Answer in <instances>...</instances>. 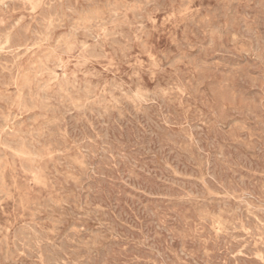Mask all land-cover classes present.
Segmentation results:
<instances>
[{
    "label": "rangeland",
    "instance_id": "obj_1",
    "mask_svg": "<svg viewBox=\"0 0 264 264\" xmlns=\"http://www.w3.org/2000/svg\"><path fill=\"white\" fill-rule=\"evenodd\" d=\"M0 26V264H264V0H0Z\"/></svg>",
    "mask_w": 264,
    "mask_h": 264
},
{
    "label": "bare ground",
    "instance_id": "obj_2",
    "mask_svg": "<svg viewBox=\"0 0 264 264\" xmlns=\"http://www.w3.org/2000/svg\"><path fill=\"white\" fill-rule=\"evenodd\" d=\"M8 1H9V0H8ZM26 1H27V0H26ZM55 1H56V0H55ZM72 1H73V0H72ZM85 1H87V0H85ZM158 1H159V0H158ZM175 1H176V0H175ZM4 2H5V1H4ZM14 2H15V1H14ZM22 2H23V1H22ZM31 2H32V1H31ZM47 2H48V1H47ZM49 2H50V1H49ZM53 2H54V1H53ZM161 2H162V1H161ZM163 2H164V1H163ZM172 2H173V1H172ZM2 3H3V2H2ZM9 3H10V2H9ZM44 3H45V2H44ZM67 3H68V2H67ZM70 3H71V2H70ZM131 3H132V2H131ZM49 4H50V3H49ZM52 4H53V3H52ZM59 4H60V3H59ZM72 4H74V3H72ZM75 4H76V3H75ZM75 4H74V5H75ZM153 4H154V3H153ZM157 4H158V3H157ZM162 4H163V3H162ZM2 5H3V4H2ZM61 5H62V4H61ZM11 6H12V5H11ZM7 7H8V6H7ZM42 7H43V6H42ZM68 7H69V6H68ZM68 7H67V8H68ZM142 7H143V6H142ZM17 8H18V7H17ZM30 8H31V6H30ZM43 8H44V7H43ZM146 8H147V6H146ZM36 9H37V8H36ZM55 9H56V8H55ZM70 9H72V8H70ZM79 9H80V8H79ZM113 9H114V8H113ZM43 10H44V9H43ZM52 10H53V8H52ZM134 10H136V9H134ZM48 11H49V10H48ZM115 11H116V9H115ZM115 11H114V12H115ZM44 12H45V11H44ZM49 12H50V11H49ZM60 13H61V12H60ZM71 13H72V12H71ZM76 13H78V12H76ZM141 13H142V12H141ZM45 14H46V13H45ZM54 14H56V13L54 12ZM124 14H125V13H124ZM38 15H39V14H38ZM42 15H43V14H42ZM47 15H48V14H47ZM60 15H61V14H60ZM87 15H89V14H87ZM137 15H138V14H137ZM71 16H72V15H71ZM135 17H136V16H135ZM138 17H139V16H138ZM142 17H143V16H142ZM31 18H32V16H31ZM37 18H38V17H37ZM47 18H48V17H47ZM56 18H57V17H56ZM63 18H64V17H63ZM76 18H77V17H76ZM139 18H140V17H139ZM61 19H62V18H61ZM144 19H145V18H144ZM72 20H73V19H72ZM113 20H114V19H113ZM116 20H117V18H116ZM124 20H125V19H124ZM8 21H9V20H8ZM20 21H21V20H20ZM46 21H47V20H46ZM60 21H61V20H60ZM70 21H71V20H70ZM91 21H92V20H91ZM106 21H107V20H106ZM38 22H39V21H38ZM102 22H103V21H102ZM121 22H122V21H121ZM12 23H13V22H12ZM45 23H46V22H45ZM48 23H49V22H48ZM60 23H61V22H60ZM9 24H10V23H9ZM26 24H27V23H26ZM55 24H56V26L58 25L57 23H55ZM105 24H106V23H105ZM105 24H104V25H105ZM109 24H110V23H109ZM3 25H4V23H3ZM21 25H22V24H21ZM21 25H20V26H21ZM28 25H29V23H28ZM37 25H38V24H37ZM118 25H119V24H118ZM137 25H138V24H137ZM11 26H12V25H11ZM14 26H15V25H14ZM23 26H24V25H23ZM44 26H45V25H44ZM60 26H61V25H60ZM138 26H139V25H138ZM0 27H1V26H0ZM8 27H9V25H8ZM15 27H16V26H15ZM18 27H19V26H18ZM25 27H26V25H25ZM71 27H72V26H71ZM186 27H187V26H186ZM9 28H10V27H9ZM47 28H48V27H47ZM51 28H52V27H51ZM53 28H54V27H53ZM58 28H59V27H58ZM69 28H70V27H69ZM79 28H80V27H79ZM79 28H78V29H79ZM82 28H83V27H82ZM92 28H93V27H92ZM96 28H97V27H96ZM117 28H118V27H117ZM2 29H3V28H2ZM24 29H25V28H24ZM75 29H76V28H75ZM84 29H85V28H84ZM122 29H123V28H122ZM19 30H20V29H19ZM50 30H51V29H50ZM56 30H57V29H56ZM92 30H93V29H92ZM5 31H6V30H5ZM11 31H12V30H11ZM16 31H17V30H16ZM20 31H21V30H20ZM27 31H28V29H27ZM27 31H26V33H27ZM42 31H43V29H42ZM71 31H72V30H71ZM117 31H118V30H117ZM126 31H127V30H126ZM21 32H23V31H21ZM81 32H82V31H81ZM86 32H87V31H86ZM106 32H107V31H106ZM115 32H116V31H115ZM14 33H15V32H14ZM14 33H13V34H14ZM45 33H46V32H45ZM92 33H93V32H92ZM113 33H114V32H113ZM116 33H117V32H116ZM17 34H18V33H17ZM19 34H20V33H19ZM34 34H35V33H34ZM54 34H55V33H54ZM105 34H106V33H105ZM125 34H126V33H125ZM14 35H15V34H14ZM37 35H39V34H37ZM71 35H72V34H71ZM78 35H79V34H78ZM96 35H97V34H96ZM117 35H118V34H117ZM120 35H121V34H120ZM120 35H119V36H120ZM128 35H129V34H128ZM11 36H12V35H11ZM23 36H24V35H23ZM23 36H22V37H23ZM25 36H26V35H25ZM28 36H29V35H28ZM33 36H34V35H33ZM43 36H44V35H43ZM43 36H42V38H43ZM50 36H51V35H50ZM73 36H75V35H73ZM79 36H80V35H79ZM130 36H131V35H130ZM17 37H20V36H17ZM100 37H101V36H100ZM110 37H111V36H110ZM115 37H116V36H115ZM132 37H134V36H132ZM14 38H15V37H14ZM34 38H35V37H34ZM11 39H12V38H11ZM11 39H10V40H11ZM16 39H17V38H16ZM23 39H24V38H23ZM94 39H96L95 36H94ZM100 39H101V38H100ZM12 40H13V39H12ZM34 40H35V39H34ZM44 40H46V39H44ZM51 40H52V39H51ZM112 40H113V39H112ZM115 40H116V39H115ZM115 40H114V41H115ZM123 40H124V39H123ZM123 40H122V41H123ZM2 41H3V40H2ZM13 41H14V40H13ZM38 41H39V39H38ZM60 41H61V39H60ZM99 41H100V40H99ZM117 41H119V40H117ZM10 42H12V41H10ZM18 42H19V41H18ZM39 42H40V41H39ZM85 42H86V41H85ZM101 42H103V41L101 40ZM124 42H125V41H124ZM41 43H42V42H41ZM95 43H96V42H95ZM98 43H99V42H98ZM120 44H121V43H120ZM122 44H123V43H122ZM126 44H127V43H126ZM16 45H17V44H16ZM19 45H20V44H19ZM22 45H23V44H22ZM86 45H89V44H86ZM95 45H96V44H95ZM117 45H118V44H117ZM129 45H130V44H129ZM36 46H37V45H36ZM36 46H35V47H36ZM58 46H59V45H58ZM109 46H110V45H109ZM113 46H114V45H113ZM122 46H123V45H122ZM130 46H131V45H130ZM5 47H6V46H5ZM24 47H25V46H24ZM29 47H30V46H29ZM63 47H64V46H63ZM111 47H112V46H111ZM8 48H9V47H8ZM21 48H22V47H21ZM21 48H20V49H21ZM87 48H88V47H87ZM93 48H94V47H93ZM93 48H92V49H93ZM96 48H97V47H96ZM121 48H122V47H121ZM125 48H126V46H125ZM131 48H132V47H131ZM26 49H27V48H26ZM60 49H62V48H60ZM63 49H64V48H63ZM71 49H72V48H71ZM98 49H99V48H98ZM115 49H116V48H115ZM30 50H31V49H30ZM131 50H132V49H131ZM11 51H12V49H11ZM24 51H25V49H24ZM64 51H65V50H64ZM95 51H96V50H95ZM99 51H100V50H99ZM101 51H102V49H101ZM114 51H116V50H114ZM120 51H121V50H120ZM9 52H10V51H9ZM17 52H18V51H17ZM22 52H23V51H22ZM29 52H30V51H29ZM65 52H66V51H65ZM92 52H94V50H93ZM99 53H101V52H99ZM88 54H89V53H88ZM94 54H95V53H94ZM94 54H93V55H94ZM23 55H24V54H23ZM28 55H29V54H28ZM91 55H92V54H91ZM98 55H99V54H98ZM94 56H96V55H94ZM102 56H103V55H102ZM104 56H106V54H105ZM0 57H1V55H0ZM1 58H2V57H1ZM10 58H11V57H10ZM15 58H16V56H15ZM125 58H126V57H125ZM3 59H4V57H3ZM5 59H6V56H5ZM8 59H9V58H8ZM39 59H40V58H39ZM46 59H47V58H46ZM10 60H11V59H10ZM47 60H48V59H47ZM53 61H55V60H53ZM17 64H18V63H17ZM17 64H16V65H17ZM62 64H63V63H62ZM4 65H6V64H4ZM7 65H8V64H7ZM9 66H10V64H9ZM59 66H60V65H59ZM10 67H11V66H10ZM18 67H19V66H18ZM34 67H35V66H34ZM46 67H47V66H46ZM101 67H102V66H101ZM8 68H9V67H8ZM13 68H14V67H13ZM31 68H32V67H31ZM48 68H49V67H48ZM48 68H47V69H48ZM157 68H158V67H157ZM161 68H162V67H161ZM56 69H57V68H56ZM60 69H61V68H60ZM133 69H134V68H133ZM188 69H189V68H188ZM5 70H6V69H5ZM44 70H45V69H44ZM148 70H149V69H148ZM12 71H13V70H12ZM41 71H42V70H41ZM21 72H22V71H21ZM49 72H50V71H49ZM55 72H56V71H55ZM181 72H182V71H181ZM7 73H8V72H7ZM11 73H12V72H11ZM26 73H27V72H26ZM62 73H63V72H62ZM62 73H61V74H62ZM19 74H20V73H19ZM40 74H41V73H40ZM52 74H53V73H52ZM63 74H64V73H63ZM41 75H42V74H41ZM10 76H11V75H10ZM39 76H40V75H39ZM55 76H56V75H55ZM73 76H74V75H73ZM59 77H60V76H59ZM69 77H70V76H69ZM11 78H12V77H11ZM74 78H75V76H74ZM76 78H77V77H76ZM137 78H138V77H137ZM193 78H194V77H193ZM6 79H7V78H6ZM6 79H3V80H6ZM8 79H10V78H8ZM57 79H58V78H57ZM62 79H63V78H62ZM138 79H139V78H138ZM175 79H176V78H175ZM179 79H180V78H179ZM41 80H42V79H41ZM67 80H69V78H68ZM183 80H184V79H183ZM185 80H186V79H185ZM23 81H24V79H23ZM39 81H40V80H39ZM54 81H55V80H54ZM64 81H65V80H64ZM70 81L72 82V80H69L68 82H70ZM9 82H11V81H9ZM9 82H8V83H9ZM11 83H13V82H11ZM65 83H66V82H65ZM111 83H112V82H111ZM175 83H176V82H175ZM3 84H4V83H3ZM57 84H58V83H57ZM75 84H76V83H75ZM79 84H80V83H79ZM10 85H11V84H10ZM58 85H59V84H58ZM58 85H57V86H58ZM63 85H64V84H63ZM71 85H72V84H71ZM187 85H188V84H187ZM7 86H8V85H7ZM68 86H69V85H68ZM115 86H116V85H115ZM66 87H67V86H66ZM72 87H73V86H72ZM74 87H75V86H74ZM74 87H73V88H74ZM90 87H91V86H90ZM119 87H121V86H119ZM174 87H175V86H174ZM59 88H60V86H59ZM64 88H65V87H64ZM84 88H85V87H84ZM116 88H117V87H116ZM121 88H122V87H121ZM21 89H22V88H21ZM24 89H25V88H24ZM95 89H96V88H95ZM61 90H62V89H61ZM73 90H74V89H73ZM80 90H81V89H80ZM87 90H88V89H87ZM93 90H94V89H93ZM38 91H39V90H38ZM59 91H60V89H59ZM66 91H67V90H66ZM70 91H71V90H70ZM81 91H82V90H81ZM15 92H16V91H15ZM29 92H30V91H29ZM79 92H80V91H79ZM83 92H84V89H83ZM88 92H89V91H88ZM91 92H93V91H91ZM129 93H130V92H129ZM142 93H143V92H142ZM65 94H66V93H65ZM86 94H88V93H86ZM90 94H91V93H90ZM15 95H16V93H15ZM24 95H25V93H24ZM88 95H89V94H88ZM88 95H87V96H88ZM134 95H135V94H134ZM134 95H133V96H134ZM147 95H148V93H147ZM151 95H152V94H151ZM155 95H156V94H155ZM199 95H200V94H199ZM202 95H203V94H202ZM66 96H67V95H66ZM93 96H94V95H93ZM111 96H112V95H111ZM113 96H114V95H113ZM200 96H201V95H200ZM21 97H22V96H21ZM114 97H115V96H114ZM120 97H121V96H120ZM148 97H149V95H148ZM148 97H147V98H148ZM151 97H153V96H151ZM162 97H163V96H162ZM203 97H204V95H203ZM12 98H13V97H12ZM66 98H67V97H66ZM69 98H70V97H69ZM121 98H122V97H121ZM154 98H155V97H154ZM213 98H214V97H213ZM21 99H22V98H21ZM118 99H120V98L118 97ZM141 99H142V98H141ZM141 99H140V100H141ZM152 99H153V98H152ZM159 99H160V96H159ZM164 99H165V98H164ZM164 99H163V100H164ZM5 100H7V99H5ZM43 100H44V99H43ZM68 100H71V99H68ZM115 100H116V99H115ZM120 100H121V99H120ZM125 100H126V99H125ZM138 100H139V99H138ZM150 100H151V99H150ZM161 100H162V98H161ZM177 100H178V99H177ZM202 100H203V98H202ZM45 101H46V99H45ZM99 101H100V100H99ZM103 101H104V99H103ZM118 101H119V100H118ZM128 101H129V100H128ZM168 101H169V100H168ZM200 101H201V100H200ZM9 102H10V101H9ZM42 102H43V101H42ZM132 102H133V101H132ZM132 102H131V103H132ZM146 102H147V101H146ZM163 102H164V101H163ZM163 102H162V103H163ZM48 103H50V102H48ZM51 103H52V102H51ZM115 103H116V102H115ZM128 103H129V102H128ZM151 103H152V102H151ZM154 103H155V102H154ZM59 104H60V103H59ZM81 104H82V102H81ZM117 104H118V103H117ZM145 104H146V103H145ZM157 104H158V102H157ZM1 105H2V104H1ZM21 105H22V104H21ZM46 105H47V104H45V106H46ZM75 105L77 106V104H75ZM84 105H85V104H84ZM88 105H89V104H88ZM96 105H97V104H96ZM98 105H99V104H98ZM118 105H119V104H118ZM127 105H128V104H127ZM136 105H137V104H136ZM167 105H168V104H167ZM201 105H202V104H201ZM125 106H126V105H125ZM162 106H163V105H162ZM48 107H49V106H48ZM53 107H54V106H53ZM53 107H52V108H53ZM59 107H60V106H59ZM81 107H82V106H81ZM92 107H93V106H92ZM102 107H103V106H102ZM133 107H134V106H133ZM148 107H149V106H148ZM151 107H154V106H151ZM167 107H168V106H167ZM204 107H205V106H204ZM206 107H207V106H206ZM44 108H45V107H44ZM61 108H62V107H61ZM63 108H64V107H63ZM83 108H84V107H83ZM100 108H101V107H100ZM128 108H129V107H128ZM130 108H131V107H130ZM49 109H50V108H49ZM53 109H54V108H53ZM53 109H52V110H53ZM74 109H75V108H74ZM112 109H113V108H112ZM120 109H121V108H120ZM147 109H148V108H147ZM163 109H164V108H163ZM174 109H175V108H174ZM59 110L61 111V109H59ZM64 110H66V109L64 108ZM67 110H68V108H67ZM80 110H81V109H80ZM86 110H87V109H86ZM88 110H89V109H88ZM103 110H104V109H103ZM108 110H109V109H108ZM113 110H114V109H113ZM113 110H112V111H113ZM159 110H160V109H159ZM55 111H56V110H55ZM60 111H59V112H60ZM70 111H71V110H70ZM81 111H82V110H81ZM115 111H116V110H115ZM117 111H118V109H117ZM123 111H124V110H123ZM152 111H153V109H152ZM152 111H151V112H152ZM156 111H157V109H156ZM156 111H155V112H156ZM211 111H212V110H211ZM7 112H8V111H7ZM64 112H65V111H64ZM87 112H88V111H87ZM90 112H91V111H90ZM90 112H89V113H90ZM106 112H107V111H106ZM106 112H105V113H106ZM132 112H133V111H132ZM134 112H135V111H134ZM136 112H137V110H136ZM155 112H153V113H155ZM215 112H216V111H215ZM91 113H92V112H91ZM107 113H108V112H107ZM118 113H119V112H118ZM118 113H117V114H118ZM149 113H150V112H149ZM168 113H169V111H168ZM9 114H10V113H9ZM140 114H141V113H140ZM145 114H146V113H145ZM150 114H151V113H150ZM156 114H157V113H156ZM65 115H66V114H65ZM92 115H93V114H92ZM101 115H102V114H101ZM108 115H110V114L108 113ZM118 115H119V114H118ZM118 115H117V116H118ZM126 115H127V114H126ZM168 115H169V114H168ZM168 115H166V116L169 118ZM172 115H173V114H172ZM76 116H77V115H76ZM79 116H80V115H79ZM82 116H83V115H82ZM103 116H104V115H103ZM112 116H114V115H112ZM135 116H137V115H135ZM166 116H165V117H166ZM217 116H218V115H217ZM83 117H84V116H83ZM110 117H111V116H110ZM124 117H125V116H124ZM154 117H155V116H154ZM160 117H161V115H160ZM170 117H171V115H170ZM181 117H182V116H181ZM2 118H3V116H2ZM85 118H86V116H85ZM87 118H89V117H87ZM99 118H100V117H99ZM113 118H114V117H113ZM116 118H117V117H116ZM131 118H132V117H131ZM135 118H136V117H135ZM137 118H138V117H137ZM143 118H144V117H143ZM147 118H148V117H147ZM195 118H196V117H195ZM4 119H6V118H4ZM73 119H75V118H73ZM76 119H77V118H76ZM94 119H95V118H94ZM96 119H97V118H96ZM133 119H134V118H133ZM150 119H151V118H150ZM155 119H156V118H155ZM160 119H161V118H160ZM169 119H170V118H169ZM173 119H174V118H173ZM183 119H184V118H183ZM82 120H83V119H82ZM87 120H88V119H87ZM100 120H101V119H100ZM115 120H116V119H115ZM134 120H136V119H134ZM138 120H139V119H138ZM148 120H149V119H148ZM157 120H158V119H157ZM186 120H187V119H186ZM194 120H195V119H194ZM201 120H202V119H201ZM215 120H216V119H215ZM1 121H2V120H1ZM73 121H74V120H73ZM73 121H72V122H73ZM76 121H77V120H76ZM116 121H117V120H116ZM121 121H122V120H121ZM127 121H128V120H127ZM141 121H142V120H141ZM150 121H151V120H150ZM172 121H173V120H172ZM174 121H175V120H174ZM189 121H190V120H189ZM211 121H213V120H211ZM6 122H7V121H6ZM77 122H78V121H77ZM80 122H81V121H80ZM94 122H95V121H94ZM109 122H110V121H109ZM122 122H123V121H122ZM132 122H133V121H132ZM155 122H156V121H155ZM169 122H170V121H169ZM205 122H206V121H205ZM58 123H59V122H58ZM70 123H71V122H70ZM89 123H90V122H89ZM95 123H96V122H95ZM98 123H99V122H98ZM100 123H101V122H100ZM103 123H104V122H103ZM107 123H108V122H107ZM107 123H105V124H107ZM120 123H121V122H120ZM136 123H137V122H136ZM146 123H147V122H146ZM159 123H160V122H159ZM171 123H173V122H171ZM49 124H50V123H49ZM52 124H53V123H51L50 126H51ZM67 124H69V123H67ZM71 124H72V123H71ZM76 124H77V123H76ZM79 124H80V123H79ZM131 124H132V123H131ZM144 124H145V123H144ZM154 124H155V123H154ZM4 125H5V123H4ZM64 125H65V124H64ZM64 125H63V126H64ZM91 125H92V124H91ZM110 125H111V124H110ZM129 125H130V124H129ZM129 125H128V126H129ZM141 125H142V124H141ZM163 125H164V124H163ZM201 125H203V124H201ZM9 126H10V125H9ZM9 126H8V127H9ZM11 126H13V125H11ZM44 126H45V125H44ZM97 126H98V125H97ZM134 126H136V125H134ZM153 126H154V125H153ZM193 126H194V125H193ZM205 126H206V125H205ZM208 126H209V125H208ZM66 127H67V126H66ZM83 127H84V126H83ZM85 127H86V126H85ZM87 127H88V126H87ZM94 127H95V126H94ZM105 127H106V126H105ZM119 127H120V126H119ZM121 127H123V126H121ZM148 127H149V126H148ZM169 127H170V126H169ZM196 127H199V126H196ZM49 128H50V127H49ZM67 128H68V127H67ZM67 128H66V129H67ZM72 128H73V127H72ZM76 128H77V127H76ZM98 128H99V127H98ZM116 128H117V126H116ZM126 128H128V127H126ZM131 128H132V126H131ZM135 128H136V127H135ZM151 128H152V127H151ZM157 128H159V127H157ZM161 128H162V127H161ZM164 128H165V126H164ZM219 128H220V127H219ZM70 129H71V128H70ZM99 129H100V128H99ZM106 129H107V128H106ZM113 129H114V128H112V130H113ZM119 129H120V128H119ZM122 129H124V128H122ZM198 129H199V128H198ZM200 129H202V128H200ZM216 129H217V128H216ZM5 130H6V129H5ZM10 130H11V129H10ZM50 130H51V129H50ZM52 130H53V129H52ZM58 130H59V129H58ZM64 130H65V129H64ZM73 130H75V129H73ZM79 130H81V129H79ZM92 130H93V129H92ZM108 130H110V129H108ZM126 130H127V129H126ZM133 130H134V129H133ZM137 130H138V129H137ZM154 130H155V129H154ZM156 130H157V129H156ZM202 130H203V129H202ZM59 131H60V130H59ZM81 131H82V130H81ZM101 131H102V130H101ZM118 131H119V130H118ZM118 131H117V132H118ZM127 131H128V130H127ZM161 131H162V130H161ZM165 131H167V129H165ZM168 131H169V130H168ZM168 131H167V132H168ZM193 131H194V129H193ZM203 131H204V130H203ZM214 131H215V130H214ZM6 132H7V131H6ZM6 132H5V133H6ZM8 132H9V131H8ZM19 132H20V131H19ZM48 132H49V131H48ZM60 132H61V131H60ZM91 132H92V131H91ZM104 132L106 133V131H104ZM113 132H115V130H114ZM121 132H123V130H122ZM121 132H119V133H121ZM128 132H129V131H128ZM128 132H127V133H128ZM139 132H140V131H139ZM154 132H155V131H154ZM154 132H153V133H154ZM158 132H159V131H158ZM196 132H197V131H196ZM15 133H16V132H15ZM32 133H33V132H32ZM56 133H57V132H56ZM67 133L69 134V132H67ZM84 133H85V132H84ZM147 133H148V131H147ZM150 133H151V132H150ZM173 133H174V132H173ZM176 133H177V132H176ZM200 133H201V132H200ZM220 133H221V131H220ZM29 134L31 135V133H29ZM88 134H90V133H88ZM94 134H95V133H94ZM102 134H103V133H102ZM111 134H112V133H111ZM117 134H118V133H117ZM136 134H137V133H136ZM136 134H135V135H136ZM142 134H144V132H143ZM154 134H155V133H154ZM161 134H162V133H161ZM171 134H172V133H171ZM179 134H180V133H179ZM181 134H182V133H181ZM203 134H204V133H203ZM4 135H5V134H4ZM50 135H51V132H50ZM85 135H86V134H85ZM91 135H92V134H91ZM109 135H110V134H109ZM114 135H115V134H114ZM130 135H131V134H130ZM135 135H134V136H135ZM173 135H174V134H172V136H173ZM198 135H200V134H198ZM204 135H205V134H204ZM222 135H223V134H222ZM25 136H26V135H25ZM53 136H54V135H53ZM59 136H60V133H59ZM73 136H74V135H73ZM73 136H72V137H73ZM75 136H76V135H75ZM78 136H79V135H78ZM82 136H83V135H82ZM99 136H101V135H99ZM99 136H98V137H99ZM111 136H112V135H111ZM136 136H137V135H136ZM143 136H144V135H143ZM181 136H182V135H181ZM224 136H225V135H224ZM224 136H222V137H224ZM0 137H1V136H0ZM15 137H16V136H15ZM17 137H18V136H17ZM36 137H37V136H36ZM80 137H81V136H80ZM86 137H87V135H86ZM98 137H96V138H98ZM107 137H108V136H107ZM112 137H113V136H112ZM132 137H133V136H132ZM161 137H162V136H161ZM164 137H165V136H164ZM168 137H169V136H168ZM176 137H178V136H176ZM222 137H220V138H222ZM226 137H227V136H226ZM226 137H225V138H226ZM63 138H64V137H63ZM75 138H76V137H75ZM77 138H78V137H77ZM83 138H85V137H83ZM116 138H117V137H116ZM126 138H127V137H126ZM137 138H138V136H137ZM150 138H151V137H150ZM150 138H149V139H150ZM152 138H153V137H152ZM154 138H155V136H154ZM170 138H171V137H170ZM172 138H173V137H172ZM183 138H184V136H183ZM229 138H230V137H229ZM248 138H249V137H248ZM13 139H14V138H13ZM34 139H35V138H33V140H34ZM50 139H51V138H50ZM50 139H49V140H50ZM73 139H74V138H73ZM81 139H82V138H81ZM105 139H106V138H105ZM131 139H132V138H131ZM145 139H146V138H145ZM156 139H157V138H156ZM178 139H179V138H178ZM184 139H185V138H184ZM186 139H187V137H186ZM215 139H216V137H215ZM222 139H223V138H222ZM2 140L4 141L5 139H2ZM14 140H15V139H14ZM19 140H20V139H19ZM35 140H36V139H35ZM49 140H47V141H49ZM57 140H58V138H57ZM75 140H76V139H75ZM100 140H101V139H100ZM107 140H109V139H107ZM115 140H116V139H115ZM117 140H118V138H117ZM124 140H125V139H124ZM153 140H154V139H153ZM159 140H160V139H159ZM164 140H165V139H164ZM179 140H180V139H179ZM189 140H191V139H189ZM198 140H199V139H198ZM201 140H202V139H201ZM211 140H212V139H211ZM22 141H23V140H22ZM42 141H43V139H42ZM89 141H90V140H89ZM102 141H103V140H102ZM130 141H131V140H130ZM142 141H143V138H142ZM156 141H157V140H156ZM174 141H175V140H174ZM217 141H218V140H216V142H217ZM5 142H6V141H5ZM13 142H15V141H13ZM18 142H19V141H18ZM28 142H29V141H28ZM39 142H40V141H38L37 143H39ZM45 142H46V141H45ZM80 142H81V141H80ZM82 142H83V141H82ZM106 142H107V141H106ZM140 142H141V141H140ZM150 142H151V141H150ZM152 142H153V141H152ZM164 142H165V141H164ZM176 142H177V141H176ZM198 142H200V140H199ZM202 142H203V141H202ZM209 142H210V141H209ZM213 142H214V140H213ZM9 143H10V142H9ZM57 143H58V142H57ZM77 143H78V142H77ZM86 143H87V141H86ZM103 143H104V141H103ZM126 143H127V142H126ZM145 143H146V142H145ZM148 143H149V142H148ZM174 143H175V142H174ZM177 143H179V142H177ZM217 143H218V142H217ZM29 144H31V143L29 142ZM46 144H47V143H46ZM49 144H50V143H49ZM65 144H66V143H65ZM67 144H68V143H67ZM89 144H91V143H89ZM121 144H122V143H121ZM128 144H129V143H128ZM139 144H140V143H139ZM143 144H144V143H143ZM149 144H150V143H149ZM152 144H153V143H152ZM155 144H156V143H155ZM158 144H159V143H158ZM170 144H171V142H170ZM199 144H200V143H199ZM209 144H210V143H209ZM16 145H17V144H16ZM20 145H21V144H20ZM38 145H39V144H38ZM40 145H41V144H40ZM52 145H53V144H52ZM92 145H94L93 142H92ZM96 145H97V144H96ZM96 145H95V146H96ZM101 145H103V144H101ZM112 145H113V144H112ZM116 145H117V144H116ZM125 145H127V144H125ZM135 145L137 146V143H136ZM153 145H154V144H153ZM161 145H162V144H161ZM216 145H217V144H216ZM28 146H29V145H28ZM50 146H51V145H50ZM54 146H55V145H54ZM82 146H83V144H82ZM84 146H86V145H84ZM87 146H88V145H87ZM98 146H99V145H98ZM107 146H108V145H107ZM212 146H213V145H212ZM219 146H220V145H219ZM15 147H17V146H15ZM20 147H21V146H20ZM20 147H19V148H20ZM101 147H102V146H101ZM113 147H114V146H113ZM128 147H130V146H128ZM141 147H142V146H141ZM205 147H206V146H205ZM213 147H215V146H213ZM213 147H212V148H213ZM34 148H35V147H34ZM47 148H48V147H47ZM57 148H59V147H57ZM91 148H92V146H91ZM93 148H94V147H93ZM109 148H111V147H109ZM124 148H125V147H124ZM161 148H162V147H161ZM164 148H165V147H164ZM172 148H173V147H172ZM175 148H176V147H175ZM202 148H203V147H202ZM206 148H207V147H206ZM218 148H219V147H218ZM229 148H230V147H229ZM263 148H264V147H263ZM8 149H9V148H8ZM95 149H96V148H95ZM115 149H116V148H115ZM115 149H113V150H115ZM125 149H127V148H125ZM128 149H129V148H128ZM141 149H142V148H141ZM144 149H145V148H144ZM162 149H163V148H162ZM177 149H178V148H177ZM204 149H205V148H204ZM28 150H29V149H28ZM31 150H32V149H31ZM63 150H64V149H63ZM91 150H92V149H91ZM105 150H106V149H105ZM119 150H120V148H119ZM133 150H134V149H133ZM152 150H153V149H152ZM152 150H151V151H152ZM170 150H171V149H170ZM170 150H169V151H170ZM173 150H174V149H173ZM180 150H181V149H180ZM201 150H203V149H201ZM228 150H229V149H228ZM231 150H232V149H231ZM103 151H104V147H103ZM103 151H101V152H103ZM116 151H117V150H116ZM116 151H115V152H116ZM131 151H132V150H131ZM138 151H139V150H138ZM145 151H146V150H145ZM145 151H144V152H145ZM155 151H156V150H155ZM171 151H172V150H171ZM177 151H178V150H177ZM184 151H185V150H184ZM224 151H225V150H224ZM229 151H230V150H229ZM13 152H14V151H13ZM29 152H30V151H29ZM29 152H28V153H29ZM38 152H40V151L38 150ZM41 152H42V151H41ZM111 152H112V151H111ZM119 152H120V151H119ZM153 152H154V151H153ZM201 152H202V151H201ZM204 152H205V151H204ZM212 152H213V151H212ZM222 152H223V151H222ZM227 152H228V151H227ZM28 153H27V154H28ZM34 153H35V152H34ZM142 153H143V152H142ZM151 153H152V152H151ZM159 153H160V152H159ZM159 153H158V154H159ZM166 153H167V152H166ZM173 153H174V152H173ZM183 153H184V152H183ZM185 153H187V152H185ZM35 154H36V153H35ZM60 154H61V153H60ZM100 154H101V153H100ZM106 154H107V153H106ZM117 154H118V153H117ZM138 154H139V153H138ZM201 154H202V153H201ZM228 154H230V153L228 152ZM262 154H263V153H262ZM25 155H26V154H25ZM25 155H24V156H25ZM39 155H40V154H39ZM87 155H88V154H87ZM89 155H90V154H89ZM92 155H93V153L91 154V156H92ZM119 155H121V153H120ZM119 155H117V156H119ZM129 155H131V154H129ZM153 155H154V154H153ZM167 155H168V154H167ZM202 155H203V154H202ZM207 155H208V154H207ZM216 155H217V154H216ZM221 155H222V154H221ZM237 155H238V154H237ZM237 155H236V156H237ZM29 156H30V155H29ZM41 156H42V155H41ZM60 156H61V155H59V157H60ZM163 156H165V155L163 154ZM186 156H188V155L186 154ZM208 156H209V155H208ZM212 156H213V155H212ZM232 156H233V155H232ZM30 157H31V156H30ZM42 157H43V156H42ZM42 157H41V158H42ZM96 157H97V155H96ZM111 157H113V156H111ZM120 157H121V156H120ZM120 157H119V158H120ZM142 157H143V156H142ZM156 157H157V156H156ZM175 157H177V156H175ZM181 157H182V156H181ZM262 157H263V155H262ZM262 157H261V158H262ZM61 158H62V157H61ZM90 158H91V157H90ZM103 158H106L105 155H104ZM130 158H131V157H130ZM164 158H165V157H164ZM185 158H186V157H185ZM185 158H184V159H185ZM202 158H203V157H202ZM207 158H208V157H207ZM213 158H214V157H213ZM223 158H224V157H223ZM36 159H37V158H36ZM101 159H102V158H101ZM108 159H109V158H108ZM116 159H117V158H116ZM132 159H133V155H132ZM203 159H204V158H203ZM210 159H211V158H210ZM219 159H220V158H219ZM225 159H226V158H225ZM229 159H230V157H229ZM33 160H34V159H33ZM65 160H67V159H65ZM102 160H103V159H102ZM114 160H115V159H114ZM134 160H135V159H134ZM139 160H140V159H139ZM143 160H144V159H143ZM143 160H142V161H143ZM155 160H156V158H155ZM168 160H169V159H168ZM178 160H179V159H178ZM205 160H206V159H205ZM214 160H217V159H214ZM233 160H234V159H233ZM93 161H95V160H93ZM120 161H121V160H120ZM129 161H130V160H129ZM135 161H136V160H135ZM148 161H149V160H148ZM151 161H152V160H151ZM151 161H149V162H151ZM162 161H163V160H162ZM185 161H186V160H185ZM188 161H189V159H188ZM190 161H191V160H190ZM206 161H207V160H206ZM206 161H205V163H206ZM231 161H232V159H231ZM236 161H237V160H236ZM236 161H235V162H236ZM259 161H260V160H259ZM27 162H28V161H27ZM27 162H26V163H27ZM32 162H33V161H32ZM35 162H36V161H35ZM64 162H65V161H64ZM132 162H133V161H132ZM152 162H153V161H152ZM179 162H180V161H179ZM30 163H31V162H30ZM62 163H63V162H62ZM70 163H71V162H70ZM107 163H108V162H107ZM110 163H111V162H110ZM117 163H119V162H117ZM136 163H137V162H136ZM140 163H141V162H140ZM142 163H143V162H142ZM142 163H141V164H142ZM172 163H173V162H172ZM175 163H176V162H175ZM181 163H182V162H181ZM188 163H189V162H188ZM219 163H220V162H218V164H219ZM221 163H222V162H221ZM221 163H220V164H221ZM233 163H234V162H233ZM245 163H246V162H245ZM255 163H256V162H255ZM260 163H261V162H260ZM33 164H34V163H33ZM68 164H69V163H68ZM68 164H66V165H68ZM112 164H113V163H112ZM112 164H111V165H112ZM122 164H123V163H122ZM137 164H138V163H137ZM149 164H150V163H149ZM152 164H153V163H152ZM156 164H158V163H156ZM207 164H208V163H207ZM213 164H214V163H213ZM215 164H216V162H215ZM237 164H238V163H237ZM62 165H63V164H62ZM72 165H73V164H72ZM101 165H102V164H101ZM118 165H119V164H118ZM124 165L126 166V164H124ZM153 165H154V164H153ZM159 165H160V164H159ZM191 165H192V164H191ZM221 165H222V164H221ZM221 165H219V166H221ZM239 165H240V164H239ZM248 165H249V163H248ZM75 166H77V165L75 164ZM104 166H105V165H104ZM113 166H115V165L113 164ZM122 166H123V165H122ZM132 166H133V165H132ZM141 166H142V165H141ZM156 166H157V165H156ZM175 166H176V165H175ZM205 166H206V165H205ZM243 166H244V165H243ZM246 166H247V165H246ZM257 166H258V165H257ZM35 167H36V166H35ZM135 167H136V166H135ZM160 167H161V166H160ZM194 167H195V166H194ZM194 167H193V168H194ZM236 167H237V166H236ZM255 167H256V166H255ZM25 168H26V167H25ZM27 168H28V167H27ZM32 168H33V167H32ZM69 168H70V167H69ZM99 168H100V167H99ZM101 168H102V167H101ZM101 168H100V169H101ZM125 168H126V167H125ZM125 168H124V169H125ZM131 168H132V167H131ZM181 168H182V167H181ZM214 168H215V167H214ZM223 168H224V167H223ZM237 168H238V167H237ZM250 168H253V167H250ZM30 169H31V168H30ZM30 169H29V170H30ZM40 169H41V168H40ZM127 169L129 170L128 167H127ZM139 169H140V168H139ZM141 169H142V168H141ZM141 169H140V170H141ZM156 169H157V168H156ZM156 169H155V170H156ZM170 169H171V168H170ZM218 169H219V168H218ZM220 169H221V168H220ZM226 169L228 170L229 168L227 167ZM239 169H240V168H239ZM263 169H264V168H263ZM31 170H32V169H31ZM108 170L110 171L109 168H108ZM148 170H149V169H147V172H148ZM164 170H165V169H164ZM164 170H163V171H164ZM185 170H186V169H185ZM187 170H188V169H187ZM187 170H186V171H187ZM192 170H193V169H192ZM208 170H209V169H208ZM214 170H215V169H214ZM247 170H248V169H247ZM251 170H252V169H251ZM255 170H256V169H255ZM38 171H39V170H38ZM55 171H56V170H55ZM130 171H131V170H130ZM221 171H224V170H221ZM221 171H220V172H221ZM241 171H243V170H241ZM256 171H257V170H256ZM98 172H99V171H98ZM140 172H142V171H140ZM164 172H165V171H164ZM168 172H169V171H168ZM182 172H183V171H182ZM191 172H192V171H191ZM208 172H209V171H208ZM218 172H219V171H218ZM224 172H226V171H224ZM246 172H248V171H246ZM252 172H253V171H252ZM55 173H57V172H55ZM101 173H103V172H101ZM112 173H113V171H112ZM115 173H116V172H115ZM144 173H145V172H144ZM162 173H163V172L161 171V174H162ZM178 173H179V172H178ZM221 173H222V172H221ZM249 173H250V172H249ZM253 173H254V172H253ZM107 174H108V173H107ZM117 174H118V173H117ZM119 174H120V173H119ZM149 174L151 175V173H149ZM195 174H196V173H195ZM195 174H194V175H195ZM208 174H209V173H208ZM228 174H229V173H228ZM228 174H227V175H228ZM58 175H60V174H58ZM93 175H95V174H93ZM98 175H99V174H98ZM110 175H111V174H110ZM143 175H144V174H143ZM155 175H156V174H155ZM163 175H164V174H163ZM175 175H176V174H175ZM191 175H193V173H191ZM212 175H213V174H212ZM221 175H222V174H221ZM241 175H242V174H241ZM253 175H254V174H253ZM96 176H97V175H96ZM108 176H109V175H108ZM122 176H123V175H122ZM139 176H140V175H139ZM168 176H170V175H168ZM173 176H174V175H173ZM218 176H219V175H218ZM261 176H262V175H261ZM101 177H102V176H101ZM104 177H106V176H104ZM116 177H117V175H116ZM126 177H128V176H126ZM129 177H130V176H129ZM135 177H136V176H135ZM147 177H148V176H147ZM180 177H181V176H180ZM180 177H179V178H180ZM210 177H211V174H210ZM224 177H225V175H224ZM227 177H228V176H227ZM234 177H235V176H234ZM246 177H247V176H246ZM263 177H264V176H263ZM94 178H95V177H94ZM131 178H132V177H131ZM133 178H134V177H133ZM137 178H138V177H137ZM137 178H136V179H137ZM141 178H142V177H141ZM141 178H140V179H141ZM143 178H144V177H143ZM149 178H150V177H149ZM170 178H171V177H170ZM191 178H192V177H191ZM215 178H216V177H215ZM229 178H230V177H229ZM55 179H56V178H55ZM101 179H102V178H101ZM119 179H120V178H119ZM121 179H122V178H121ZM129 179H130V178H129ZM140 179H138V180H140ZM153 179H154V178H153ZM167 179H168V177H167ZM172 179H174V178H172ZM182 179H183V177H182ZM196 179H197V178H196ZM205 179H206V178H205ZM210 179L212 180V178H210ZM217 179H218V178H217ZM226 179H227V178H226ZM239 179H241V178H239ZM248 179H249V178H248ZM252 179H253V178H252ZM106 180H107V179H106ZM113 180H114V179H113ZM115 180H116V179H115ZM125 180H126V179H125ZM127 180H128V179H127ZM127 180H126V181H127ZM143 180H144V179H143ZM169 180H170V179H169ZM174 180H175V179H174ZM190 180H191V179H190ZM207 180H208V179H207ZM211 180H210V182H211ZM97 181H98V180H97ZM104 181H105V180H104ZM108 181H109V180H108ZM117 181H118V180H117ZM119 181H120V180H119ZM146 181H148V180L146 179ZM161 181H162V180H161ZM176 181H177V180H176ZM196 181H197V180H196ZM212 181H213V180H212ZM225 181H226V180H225ZM251 181H252V180H251ZM261 181H262V180H261ZM137 182H138V181H137ZM142 182H143V181H142ZM159 182H160V181H159ZM174 182H175V181H174ZM208 182H209V181H208ZM227 182H228V181H227ZM240 182H241V181H240ZM243 182H246V181H243ZM106 183H107V182H106ZM109 183H110V182H109ZM132 183H133V182H132ZM162 183H163V182H161V184H162ZM175 183H176V182H175ZM178 183H179V182H178ZM182 183H183V182H182ZM184 183H185V182H184ZM186 183H187V182H186ZM189 183H190V182H189ZM212 183H213V182H212ZM223 183H226V182L223 181ZM241 183H242V182H241ZM261 183H262V182H261ZM98 184H99V183H98ZM104 184H105V182H104ZM111 184H112V183H111ZM122 184H123V183H122ZM133 184H134V183H133ZM140 184H141V183H140ZM143 184H144V183H143ZM146 184H147V183H146ZM152 184H153V183H152ZM200 184H201V183H199V185H200ZM207 184L209 185V183H207ZM244 184H245V183H243V185H244ZM247 184H248V183H247ZM249 184H250V183H249ZM254 184H255V181H254ZM256 184H257V183H256ZM256 184H255V185H256ZM109 185H110V184H109ZM125 185H126V184H125ZM127 185H128V184H127ZM159 185H160V183H159ZM166 185H167V184H166ZM166 185H165V186H166ZM170 185H171V184H170ZM188 185H189V184H188ZM191 185H192V184H191ZM197 185H198V184H197ZM215 185H216V183H215ZM234 185H235V184H234ZM239 185H241V184H239ZM243 185H242V186H243ZM245 185H246V184H245ZM262 185H263V184H262ZM134 186H135V185H134ZM137 186H138V185H137ZM141 186H142V185H141ZM147 186H149V185H147ZM153 186H154V185H153ZM156 186H158V185H156ZM202 186H203V185H202ZM213 186H214V185H213ZM217 186H219V185H217ZM217 186H216V187H217ZM226 186H228V184H227ZM226 186L223 187V188L225 189ZM230 186H231V185H230ZM235 186H236V185H235ZM249 186H250V185H249ZM251 186H252V185H251ZM115 187H116V186H114V188H115ZM118 187H119V186H118ZM128 187H129V186H128ZM184 187L186 188V185H185ZM196 187H197V186L195 185V189H196ZM236 187H237V186H236ZM240 187H241V186H240ZM253 187H254V186H253ZM262 187H263V186H262ZM99 188H100V186L98 187V189H99ZM145 188H146V187H145ZM152 188H155V187H152ZM160 188H163V187H160ZM160 188H159V189H160ZM177 188H178V187H177ZM192 188H193V187H192ZM205 188H206V187H205ZM217 188H218V187H217ZM221 188H222V187H221ZM223 188H222V189H223ZM227 188H228V187H227ZM231 188H233V187L231 186ZM245 188H247V187H245ZM93 189H94V188H93ZM103 189H104V188H103ZM127 189H128V188H127ZM159 189H158V190H159ZM164 189H166V188H164ZM168 189H169V188H168ZM172 189H173V188H172ZM179 189H180V188H179ZM190 189H191V188H190ZM202 189H204V187H203ZM229 189H230V188H229ZM236 189H237V188H236ZM238 189H239V188H238ZM255 189H256V187H255ZM258 189H259V187H258ZM261 189H262V188H261ZM263 189H264V188H263ZM101 190H102V189H101ZM110 190H111V189H110ZM122 190H123V189H122ZM124 190L126 191V189H124ZM128 190H129V189H128ZM173 190H175V188H174ZM180 190H181V189H180ZM183 190H184V189H183ZM191 190H192V189H191ZM191 190H189V191H191ZM197 190H198V189H197ZM204 190H205V189H204ZM217 190H218V189H217ZM92 191H93V190H92ZM95 191H97V189H96ZM102 191H103V190H102ZM144 191H145V190H144ZM200 191H201V190H200ZM200 191H199V192H200ZM214 191H215V190H214ZM220 191H221V189H220ZM247 191H248V193H249V190H246V192H247ZM252 191H253V190H251V192H252ZM98 192H99V191H98ZM150 192H151V190H149V193H150ZM154 192H155V191H154ZM171 192H172V191H171ZM184 192H185V191H184ZM184 192H181V193L184 194ZM237 192H238V191H237ZM253 192H254V191H253ZM92 193H93V192H92ZM111 193H112V192H111ZM118 193H120V191H119ZM123 193H124V192H123ZM135 193H136V192H135ZM156 193H157V192H156ZM163 193H164V192H163ZM167 193H168V192H167ZM176 193H178V192L176 191ZM181 193H180V195H181ZM185 193H186V192H185ZM193 193H194V192H193ZM259 193H260V192H259ZM99 194H100V193H99ZM99 194L97 193V195H99ZM102 194H103V192H102ZM116 194H117V193H116ZM159 194H160V193H159ZM169 194H170V193H169ZM187 194H188V193H187ZM203 194H204V193H203ZM126 195H127V194H126ZM138 195H139V194H138ZM143 195H144V194H143ZM166 195H167V194H166ZM172 195H173V194H172ZM174 195H176L175 192H174ZM177 195H178V194H177ZM196 195H197V194H196ZM222 195H224V194H222ZM257 195H258V194H257ZM257 195H256V196H257ZM111 196H112V195H111ZM145 196H146V195H145ZM150 196H151V195H150ZM153 196H154V195H153ZM210 196H211V195H210ZM246 196H247V195H246ZM94 197H96V196H94ZM115 197H116V196H115ZM117 197H118V196H117ZM117 197H116V198H117ZM123 197H124V196H123ZM135 197H136V196H135ZM191 197H192V196H191ZM191 197H190V198H191ZM248 197H249V196H248ZM99 198H100V197H99ZM118 198H120V196H119ZM121 198H122V196H121ZM149 198H150V197H149ZM152 198H153V197H152ZM181 198H182V197H181ZM193 198H194V197H193ZM214 198H215V196H214ZM261 198H262V197H261ZM263 198H264V197H263ZM155 199H156V198H155ZM163 199H164V198H163ZM173 199H174V198H173ZM178 199H179V198H178ZM200 199H202V198H200ZM239 199H240V198H239ZM258 199H259V198H258ZM97 200H98V199H97ZM101 200H102V199H101ZM204 200H205V199H204ZM242 200H243V199H242ZM107 201H108V200H107ZM119 201H121V200H119ZM185 201H186V200H185ZM198 201H199V200H198ZM225 201H226V200H225ZM97 202H98V201H97ZM99 202H100V201H99ZM124 202H125V200H124ZM135 202H136V201H135ZM160 202H163V201L160 200ZM179 202H180V201H179ZM187 202H188V201H187ZM209 202H210V201H209ZM223 202H224V201H223ZM226 202H227V201H226ZM239 202H241V199H240ZM245 202H246V201H245ZM263 202H264V201H262V203H263ZM1 203H2V202H1ZM93 203H94V202H93ZM171 203H172V202H171ZM191 203H192V202H191ZM224 203H225V202H224ZM237 203H238V201H237ZM241 203H242V202H241ZM247 203H248V202H247ZM260 203H261V202H260ZM100 204H101V203H100ZM103 204H104V203H103ZM151 204H152V203H150L149 205H151ZM158 204H159V202H158ZM206 204H208V203H206ZM220 204H221V203H220ZM106 205H108V204L106 203ZM110 205H111V204H110ZM162 205H163V204H162ZM165 205H166V204H165ZM169 205H170V204H169ZM182 205H184V204H182ZM186 205H187V204H186ZM200 205H201V204H200ZM217 205H218V204H217ZM250 205H251V204H250ZM113 206H114V205H113ZM119 206H120V205H119ZM123 206H124V205H123ZM191 206H192V205H191ZM205 206H206V205H205ZM210 206H211V205H210ZM218 206H219V205H218ZM232 206H233V205H232ZM239 206H240V205H239ZM242 206H243V205H242ZM244 206H245V205H244ZM251 206H252V205H251ZM251 206H250V207H251ZM126 207H127V205H126ZM147 207H148V205H147ZM184 207H185V206H184ZM248 207H249V203H248ZM121 208H122V207H121ZM159 208H160V207H159ZM186 208H187V207H186ZM222 208H223V207H222ZM225 208H226V207H225ZM239 208H240V207H239ZM239 208H238V209H239ZM255 208H256V207H255ZM115 209H116V208H115ZM123 209H124V208H123ZM129 209H130V208H129ZM129 209H128V210H129ZM162 209H163V208H162ZM166 209H167V208H166ZM243 209H244V208H243ZM259 209H260V208H259ZM262 209H263V208H262ZM110 210H111V209H110ZM132 210H133V209H132ZM147 210H148V209H147ZM194 210H195V209H194ZM222 210H224V209H222ZM236 210H237V208H236ZM241 210H242V209H241ZM241 210H240V211H241ZM256 210H257V209H256ZM103 211H104V210H103ZM150 211H151V210H150ZM155 211H156V210H155ZM176 211H177V210H176ZM245 211H246V210H245ZM248 211H249V210H248ZM258 211H261V210H258ZM263 211H264V209H263ZM110 212H111V211H110ZM125 212H126V211H125ZM130 212H131V211H130ZM133 212H134V211H133ZM153 212H154V211H153ZM168 212H170V211H168ZM224 212H225V211H224ZM231 212H232V211H231ZM241 212H242V211H241ZM241 212H240V213H241ZM250 212H251V211H250ZM250 212H249V213H250ZM120 213H121V212H120ZM131 213H132V212H131ZM155 213H156V212H155ZM155 213H154V214H155ZM242 213H243V212H242ZM246 213H247V211H246ZM251 213H252V212H251ZM105 214H106V212H105ZM139 214H140V213H139ZM158 214H159V213H158ZM158 214H157V216H158ZM190 214H191V213H190ZM260 214H261V213H260ZM108 215H110V214H108ZM133 215H134V214H133ZM137 215H138V214H137ZM137 215H136V216H137ZM147 215H150V214H147ZM152 215H153V214H152ZM152 215H151V216H152ZM196 215H197V214H196ZM231 215H232V214H231ZM239 215H241V214H239ZM258 215H259V214H258ZM263 215H264V214H263ZM125 216H126V215H125ZM134 216H135V215H134ZM136 216H135V218H136ZM140 216H141V215H140ZM169 216H170V215H169ZM191 216H192V215H191ZM243 216H245V215H243ZM109 217H110V216H109ZM118 217H119V216H118ZM148 217H150V216H148ZM154 217H156V216H154ZM178 217H180V216H178ZM192 217H193V216H192ZM192 217H191V218H192ZM208 217H209V216H208ZM258 217H259V216H258ZM261 217H262V216H261ZM105 218H106V217H105ZM120 218H121V217H120ZM120 218H119V219H120ZM125 218H126V217H125ZM131 218H132V217H131ZM138 218H139V217H138ZM145 218H146V217H145ZM150 218H153V217H150ZM166 218H167V217H166ZM166 218H165V219H166ZM173 218H174V217H173ZM245 218H246V217H245ZM251 218H252V217H251ZM251 218H250V219H251ZM111 219H112V218H111ZM136 219H137V218H136ZM140 219H141V218H140ZM170 219H171V218H170ZM192 219H193V218H192ZM192 219H190V220H192ZM199 219H200V217H199ZM204 219H206V217H205ZM224 219H225V217H224ZM237 219H238V217H237ZM256 219H257V218H256ZM256 219H255V220H256ZM263 219H264V217H263ZM144 220H145V219H144ZM175 220H176V219H175ZM193 220H194V219H193ZM208 220H209V219H208ZM210 220H211V218H210ZM239 220H242V218L239 219ZM255 220H253V221H255ZM125 221H126V220H125ZM157 221H158V220H157ZM181 221H182V220L180 219V222H181ZM184 221H185V220H184ZM211 221H214V220L212 219ZM236 221H237V220H236ZM243 221H244V220H243ZM257 221H258V219H257ZM260 221H261V220H260ZM115 222H116V221H115ZM135 222H136V220H135ZM139 222H140V220H139ZM147 222H148V221H147ZM165 222H166V221H165ZM167 222H168V220H167ZM202 222H203V221H202ZM220 222H221V221H220ZM238 222H239V221H238ZM238 222H237V223H238ZM258 222H259V221H258ZM261 222H262V221H261ZM261 222H260V223H261ZM206 223H207V222H206ZM233 223L235 224V222H233ZM237 223H236V224H237ZM244 223H245V222H244ZM249 223L251 224V222H249ZM254 223H255V222H253V224H254ZM262 223H263V222H262ZM32 224H33V222H32ZM105 224H106V223H105ZM116 224H117V223H116ZM125 224H126V223H125ZM184 224H185V223H184ZM196 224H197V223H196ZM211 224H212V223H211ZM211 224H210V225H211ZM229 224H230V223H229ZM253 224H252V225H253ZM263 224H264V223H263ZM24 225H25V224H24ZM33 225H34V224H33ZM35 225H36V224H35ZM35 225H34V226H35ZM37 225H38V224H37ZM37 225H36V226H37ZM106 225H108V224H106ZM114 225H115V224H114ZM137 225H138V224H137ZM140 225H141V223H140ZM158 225H159V224H158ZM161 225H162V224H161ZM197 225H198V224H197ZM134 226H135V225H134ZM198 226H199V225H198ZM212 226H213V224H212ZM212 226H211V228H212ZM231 226H232V225H231ZM248 226H249V225H248ZM256 226H257V225H256ZM256 226H255V227H256ZM260 226H262V225H260ZM0 227H1V226H0ZM110 227H111V226H110ZM123 227H124V226H123ZM136 227H138V226H136ZM136 227H135V228H136ZM139 227H140V226H139ZM139 227H138V228H139ZM151 227H152V226H151ZM154 227H156V226H154ZM159 227H160V226H159ZM237 227H238V226H237ZM237 227H236V228H237ZM253 227H254V226H253ZM124 228H125V227H124ZM124 228H123V229H124ZM131 228H132V227H131ZM141 228H142V227H141ZM157 228H158V227H157ZM185 228H186V227H185ZM193 228H194V227H193ZM198 228H199V227H198ZM216 228H217V227H216ZM247 228H248V227H247ZM251 228H252V227H251ZM19 229H20V228H19ZM126 229H127V228H126ZM171 229H172V228H171ZM263 229H264V228H263ZM23 230H24V229H23ZM27 230H28V229H27ZM40 230L43 231V229H40ZM45 230H46V229H45ZM132 230H133V229H132ZM140 230H141V229H140ZM156 230H157V229H156ZM161 230H162V229H161ZM232 230H233V229H232ZM254 230H255V229H254ZM15 231H16V230H15ZM18 231H19V230H18ZM24 231H25V230H24ZM24 231H23V232H24ZM114 231H115V230H114ZM116 231H117V230H116ZM116 231H115V232H116ZM129 231H130V230H129ZM137 231H138V230H137ZM141 231H143V229H142ZM144 231H145V230H144ZM154 231H155V230H154ZM201 231H202V230H201ZM219 231H220V230H219ZM239 231H240V230H239ZM250 231H251V230H250ZM260 231H261V230H260ZM28 232H29V231H28ZM110 232H111V230H110ZM110 232H109V233H110ZM135 232H136V231H135ZM199 232H200V231H199ZM199 232H198V233H199ZM207 232H208V231H207ZM207 232H206V233H207ZM214 232H215V231H214ZM227 232H229V231H227ZM236 232H237V231H236ZM240 232H242V231H240ZM247 232H248V231H247ZM252 232H253V231H252ZM32 233H34V232H32ZM76 233H77V232H76ZM113 233H114V232H113ZM118 233H119V232H118ZM126 233H127V232H126ZM140 233H141V232H140ZM153 233H154V232H153ZM157 233H158V232H157ZM162 233H163V232H162ZM206 233H205V235H206ZM224 233H225V232H224ZM229 233H230V232H229ZM234 233H235V232H234ZM253 233H254V232H253ZM257 233H258V232H257ZM262 233H263V232H262ZM16 234H17V233H16ZM27 234H29V233H27ZM128 234H129V232H128ZM131 234H133V233H131ZM131 234H130V235H131ZM138 234H139V233H138ZM214 234H215V233H214ZM230 234H231V233H230ZM232 234H233V233H232ZM263 234H264V233H263ZM14 235H15V234H14ZM18 235H19V233H18ZM73 235H74V234H73ZM88 235H89V234H88ZM140 235H142V233H141ZM144 235H145V234H144ZM144 235H143V237H144ZM158 235H159V234H158ZM199 235H200V234H199ZM202 235H203V233H202ZM210 235H211V234H210ZM219 235H220V233H219ZM225 235H226V234H225ZM261 235H262V234H261ZM26 236H27V235H26ZM34 236H35V235H34ZM34 236H33V237H34ZM45 236L48 237L46 234H45ZM91 236H92V235H91ZM131 236H132V235H131ZM135 236H137V235H135ZM167 236H168V235H167ZM200 236H201V235H200ZM200 236H199V237H200ZM203 236H204V235H203ZM203 236H201V238H202ZM208 236H209V234H208ZM211 236H212V235H211ZM216 236H218V235H216ZM228 236H229V235H228ZM238 236H239V234H238ZM246 236H247V235H246ZM258 236H259V235H258ZM33 237H30V238L32 239ZM35 237H36V236H35ZM116 237H117V236H116ZM121 237H122V236H121ZM141 237H142V236H141ZM219 237H220V236H219ZM222 237H223V236H222ZM230 237H231V236H230ZM239 237H240V236H239ZM239 237H238V238H239ZM242 237H243V236H242ZM249 237H251V236H249ZM252 237H253V235H252ZM36 238H37V237H36ZM72 238H73V236H72ZM83 238H84V237H83ZM123 238H124V237H123ZM144 238H145V237H144ZM167 238H168V237H167ZM212 238H213V237H212ZM215 238H216V237H215ZM226 238H227V237H226ZM233 238H234V237H233ZM253 238H254V237H253ZM255 238H256V237H255ZM263 238H264V237H263ZM21 239H22V238H21ZM27 239H28V238H27ZM33 239H34V238H33ZM38 239H39V237H38ZM69 239H70V238H69ZM118 239H119V238H118ZM134 239H135V237H134ZM140 239H141V238H140ZM156 239H157V238H156ZM222 239L225 240V237L222 238ZM236 239H237V238H236ZM243 239H244V238H243ZM259 239H260V238H259ZM15 240H16V239H15ZM70 240H71V239H70ZM77 240H78V239H77ZM137 240H138V239H137ZM154 240H155V239H154ZM157 240H158V239H157ZM159 240H161V239H159ZM196 240H197V239H196ZM208 240H209V239H208ZM215 240L217 241L218 239H215ZM215 240H213V242H214ZM233 240H234V239H233ZM249 240H250V239H249ZM260 240H261V239H260ZM23 241H24V240H23ZM31 241H32V240H31ZM41 241H42V240H41ZM62 241H63V240H62ZM66 241H68V239H67ZM66 241H65V242H66ZM161 241H162V240H161ZM164 241H166V240H164ZM167 241H168V240H167ZM169 241H170V240H169ZM210 241H212V240H210ZM258 241H259V240H258ZM19 242H21V241H19ZM29 242H30V241H29ZM29 242H28V243H29ZM65 242H63V245L65 244ZM134 242H135V241H134ZM134 242H133V243H134ZM145 242H146V241H145ZM145 242H144V243H145ZM153 242H154V241H153ZM157 242H158V241H157ZM170 242H171V241H170ZM197 242L199 243V240H198ZM197 242H194V243H197ZM217 242H218V241H217ZM217 242H216V243H217ZM230 242H231V241H230ZM233 242H235V240H234ZM237 242H238V241H237ZM237 242H236V243H237ZM244 242H245V241H244ZM251 242H252V241H251ZM261 242H262V241H261ZM15 243H16V242H15ZM32 243H34V242H32ZM37 243H38V242H37ZM42 243H44V242L42 241ZM45 243H46V242H45ZM50 243H51V242H50ZM126 243H127V242H126ZM141 243H142V242H141ZM151 243H152V242H151ZM151 243H150V244H151ZM154 243H156V242H154ZM200 243H201V242H200ZM214 243H215V242H214ZM219 243H220V242H219ZM221 243H222V242H221ZM245 243H246V242H245ZM258 243H259V242H258ZM21 244H22V243H21ZM51 244H52V243H51ZM69 244H71V243H69ZM114 244H116V243H114ZM122 244H123V243H122ZM147 244H148V243H147ZM157 244H158V243H157ZM209 244L211 245V242H210ZM223 244H224V243H223ZM223 244H222V247H224ZM232 244H234V243H232ZM22 245H24V244H22ZM32 245H34V244H32ZM42 245H43V244H42ZM52 245H53V244H52ZM56 245H57V244H56ZM75 245H76V244H75ZM119 245H121V244H119ZM142 245H143V244H142ZM151 245H152V244H151ZM159 245H161V244H159ZM225 245H226V243H225ZM250 245H252V244H250ZM263 245H264V244H263ZM29 246H31V245H29ZM29 246H28V247H29ZM43 246H44V245H43ZM72 246H73V245H72ZM77 246H78V245H77ZM124 246H126V245H124ZM132 246H133V245H132ZM136 246H137V245H136ZM136 246H133V248H136ZM138 246H139V245H138ZM163 246H164V245H163ZM163 246H162V247H163ZM169 246L172 247V243H171V245H169ZM179 246H180V245H179ZM199 246H201V245H199ZM212 246H213V245H212ZM218 246H219V245H218ZM238 246H239V245H238ZM240 246H241V245H240ZM260 246H261V245H260ZM20 247H21V246H20ZM25 247H26V246H25ZM44 247H45V246H44ZM67 247H68V246H67ZM141 247H143V246H141ZM149 247H150V246H149ZM160 247H161V246H160ZM222 247H221V248H222ZM229 247H230V245H229ZM263 247H264V246H263ZM48 248H49V247H48ZM133 248H132V249H133ZM146 248H147V247H146ZM180 248H181V247H179V250H180ZM207 248H208V247H207ZM231 248H232V247H231ZM240 248H241V247H240ZM261 248H262V247H261ZM29 249H30V248H29ZM36 249H37V248H36ZM49 249H50V248H49ZM70 249H71V248H70ZM111 249H112V248H111ZM114 249H115V248H114ZM119 249H120V248H119ZM122 249H123V248H122ZM124 249H125V248H124ZM124 249H123V250H124ZM128 249L130 250L131 247L128 246ZM140 249H141V248H140ZM147 249H148V248H147ZM154 249H155V248H154ZM208 249H209V248H208ZM225 249H226V247H225ZM235 249H237V248H235ZM256 249H257V248H256ZM33 250H34V249H33ZM38 250H39V249H38ZM43 250H44V249H43ZM50 250H51V249H50ZM53 250H54V249H53ZM58 250H59V249H58ZM66 250H68V249H66ZM123 250H122V251H123ZM150 250H151V249H150ZM213 250H214V249H213ZM216 250L219 251L218 248H217ZM230 250H231V249H230ZM232 250H233V249H232ZM239 250H240V249H239ZM247 250H248V249H247ZM249 250H250V249H249ZM260 250H261V249H260ZM26 251H27V249H26ZM46 251H47V250H46ZM69 251H71V250H69ZM69 251H68V253H69ZM72 251H73V250H72ZM115 251H116V250H115ZM122 251H121V252H122ZM130 251H132V250H130ZM137 251H138V250H137ZM143 251H144V249H143ZM145 251H146V250H145ZM147 251H149V250H147ZM211 251H212V250H211ZM211 251H210V252H211ZM255 251H256V250H255ZM258 251H259V250H258ZM14 252H16V251L14 250ZM34 252H35V251H34ZM59 252H60V251H59ZM84 252H85V251H84ZM112 252H113V251H112ZM118 252H119V251H118ZM126 252H127V251H126ZM135 252H136V251H135ZM179 252H180V251H179ZM194 252H195V251H194ZM231 252H232V251H231ZM244 252H245V251H243L242 253H244ZM251 252H252V251H251ZM44 253H45V252H44ZM44 253H43V254H44ZM87 253H88V252H87ZM106 253H107V252H106ZM106 253H105V254H106ZM110 253H111V252H110ZM115 253H116V252H114V254H115ZM132 253H133V252H132ZM139 253H140V252H139ZM144 253H145V252H144ZM146 253H147V252H146ZM148 253H149V252H148ZM166 253H167V252H166ZM212 253H213V252H212ZM228 253H229V252H228ZM242 253H241V254H242ZM254 253H255V252H254ZM261 253H262V252H261ZM263 253H264V252H263ZM46 254H47V252H46ZM61 254H62V253H61ZM61 254H60V255H61ZM88 254H89V253H88ZM121 254H122V253H121ZM129 254H130V253H129ZM141 254H142V252H141ZM153 254H154V253H153ZM185 254H187V253H185ZM195 254H196V252H195ZM210 254H211V253H210ZM226 254H227V253H225V255H226ZM239 254H240V253H239ZM248 254H249V253H248ZM250 254H251V253H250ZM27 255H29V254H27ZM49 255H51V253H50ZM53 255H54V254H53ZM109 255H110V254H109ZM122 255H123V254H122ZM125 255H126V254H125ZM125 255H124V256H125ZM144 255H145V254H144ZM147 255H148V254H147ZM147 255H146V256H147ZM171 255H172V257H173V254H171ZM178 255H179V254H178ZM192 255H193V254H192ZM219 255H220V254H219ZM219 255H218V259L221 258V257H219ZM245 255H246V254H245ZM252 255H253V254H252ZM66 256H67V255H66ZM88 256H89V255H88ZM113 256H114V255H113ZM115 256H117V255H115ZM120 256H121V255H120ZM120 256H119V257H120ZM127 256H128V255H127ZM134 256H135V255H134ZM136 256H137V255H136ZM140 256H142V255H140ZM140 256H139V258H140ZM156 256H158V255H156ZM168 256H170V255H168ZM179 256H180V255H179ZM181 256H182V255H181ZM220 256H221V255H220ZM38 257H40V256H38ZM58 257H59V256H58ZM58 257H57V258H58ZM107 257H108V256H107ZM107 257H106V258H107ZM153 257H154V256H153ZM174 257H175V256H174ZM182 257H183V256H182ZM182 257H181V258H182ZM186 257H187V256H186ZM190 257H191V256H190ZM194 257H196V256H194ZM194 257H193V259H194ZM204 257H205V259H206V256H204ZM212 257H213V256H212ZM226 257H227V256H226ZM229 257H230V256H229ZM231 257H232V256H231ZM233 257L235 258L234 255H233ZM239 257H240V255H239ZM51 258H53V256H52ZM88 258H89V257H88ZM109 258H110V257H109ZM127 258H128V257H127ZM129 258H130V257H129ZM131 258H132V257H131ZM143 258H144V256H143ZM145 258H146V257H145ZM149 258H150V257H149ZM169 258H170V257H169ZM179 258H180V257H179ZM223 258H224V257H223ZM234 258H233V259H234ZM245 258H246V257H245ZM49 259H50V258H49ZM53 259H54V258H53ZM64 259H65V258H64ZM135 259H136V258H135ZM160 259H161V258H160ZM160 259H158V260H160ZM183 259H184V258H183ZM188 259H189V258H188ZM207 259L210 260L209 258H207ZM216 259H217V258H216ZM218 259H217V260H218ZM226 259H227V258H226ZM228 259H229V258H228ZM228 259H227V260H228ZM254 259H255V258H254ZM92 260H93V259H92ZM97 260H98V258H97ZM104 260H105V259H104ZM138 260H139V259H138ZM138 260H137V261H138ZM154 260H156V259L154 258ZM163 260H164V259H163ZM185 260H186V259H185ZM185 260H184V261H185ZM195 260H196V259H195ZM195 260H193V261H195ZM208 260H207V261H208ZM230 260H231V259H230ZM238 260H240V258H239ZM260 260H262V259L260 258ZM49 261H50V260H49ZM60 261H61V260H60ZM68 261H69V260H68ZM85 261H86V259H85ZM102 261H103V260H102ZM111 261H112V260H111ZM127 261H128V260H127ZM176 261H177V260H176ZM207 261H206V262H207ZM210 261H211V260H210ZM228 261H229V260H228ZM231 261H232V260H231ZM231 261H230V262H231ZM247 261H252V260H247ZM258 261H259V260H258ZM62 262H63V261H62ZM88 262H89V261H88ZM94 262H95V261H94ZM109 262H110V261H109ZM142 262H143V261H142ZM174 262H175V261H174ZM179 262H180V261H179ZM179 262H178V263H179ZM221 262H222V261H221ZM225 262H226V261H225ZM234 262H235V261H234ZM242 262H243V261H242ZM255 262H257V261L255 260ZM21 263H22V262H21ZM51 263H52V262H51ZM53 263H54V262H53ZM56 263H57V262H56ZM80 263H81V262H80ZM91 263H92V262H91ZM121 263H124V262H121ZM129 263H130V262H129ZM137 263H138V262H137ZM151 263H152V262H151ZM163 263H164V262H163ZM166 263H167V261H166ZM175 263H176V262H175ZM208 263H209V262H208ZM214 263H215V262H214ZM253 263H254V262H253ZM257 263H258V262H257ZM257 263H256V264H257ZM54 264H55V263H54ZM63 264H64V263H63ZM98 264H99V263H98ZM111 264H112V263H111ZM115 264H116V263H115ZM132 264H133V263H132ZM134 264H135V262H134ZM141 264H143V263H141ZM146 264H148V263H146ZM149 264H150V263H149ZM155 264H156V263H155ZM167 264H168V263H167ZM173 264H174V263H173ZM179 264H180V263H179ZM205 264H206V263H205ZM217 264H218V263H217ZM220 264H221V263H220ZM225 264H226V263H225ZM232 264H233V262H232ZM235 264H236V263H235ZM239 264H240V263H239ZM243 264H244V263H243ZM245 264H246V263H245Z\"/></svg>",
    "mask_w": 264,
    "mask_h": 264
}]
</instances>
